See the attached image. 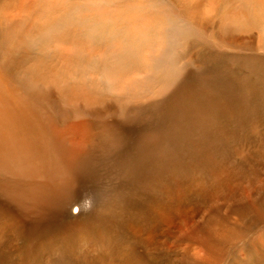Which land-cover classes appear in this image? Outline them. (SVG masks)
<instances>
[{
  "label": "bare ground",
  "instance_id": "obj_1",
  "mask_svg": "<svg viewBox=\"0 0 264 264\" xmlns=\"http://www.w3.org/2000/svg\"><path fill=\"white\" fill-rule=\"evenodd\" d=\"M254 130L264 133V0H0V205H16L38 229L96 207L84 181L95 159L103 220L123 218L124 176L159 198L174 179L183 196L194 186L209 199L206 176L225 174L216 161L248 156L241 144ZM159 207L154 199L146 235L170 211ZM10 215L0 212V234L15 227ZM255 244L264 253V240ZM200 252L189 259L208 264ZM131 256L124 264H143Z\"/></svg>",
  "mask_w": 264,
  "mask_h": 264
},
{
  "label": "rangeland",
  "instance_id": "obj_2",
  "mask_svg": "<svg viewBox=\"0 0 264 264\" xmlns=\"http://www.w3.org/2000/svg\"><path fill=\"white\" fill-rule=\"evenodd\" d=\"M241 147L251 153L247 156L242 152V157H237L234 164L227 163V159L223 162L222 159L216 161L225 167L222 171L225 174L217 177L206 176L204 187L208 189L209 199L198 198L199 196L192 194L194 186L183 196L181 191L184 189L183 184L172 179L166 181L161 190L173 188L179 191L177 194L180 195L172 196V202H166L168 190L159 198L155 195V190L143 189L136 182L137 177L128 176L127 179L124 176L119 181L124 187L119 196L123 197L125 192H130L129 190L131 192L126 193L128 196L124 199L121 197L123 200L116 199V203L126 204L127 208L122 211L127 213L122 212L123 218L121 216L118 218L115 213L108 211L110 218L106 217L103 220L100 217L103 207L97 194L100 183L96 181L98 178H94L97 175L92 176L97 173L100 176L103 167L98 172L102 164L95 159L85 164L91 166L84 171L87 176L84 181H88L87 191L95 194L93 197L97 198V202L94 203L96 207L89 206L90 208L81 211V214L77 212L74 214L72 209L69 213L58 216L59 219L46 221V225H42L45 228L41 226V229H38L40 225L36 226L33 225L34 222L26 221L21 216L22 210L14 208L16 205L9 202L2 204L0 212L3 217L5 213L11 214L16 228L10 230L2 228L0 264H124V259L130 258L127 256L132 254L133 258L135 256L142 258L143 264L144 259L145 264H150V255L145 248L146 236L151 237L148 241L156 252L151 255L159 261L158 264H202L200 261L189 259L188 250H194L195 247L202 251L200 259H204L208 264H264V253L255 244L257 240H264V133L254 130L251 139L246 140ZM228 148L236 149L230 145L221 149L222 153H226ZM211 188H216L221 193L216 196L211 193ZM72 199L78 203L81 197L78 193ZM154 199L162 205L159 210L168 206L170 211H164L159 219V226L152 219L153 233L149 236L146 235L144 218L146 215L156 216L150 209ZM23 220L26 222L23 223ZM128 222L130 225L125 228ZM180 229L183 230L181 232L183 237L178 235ZM221 230L224 231V236L220 238L217 235ZM126 231L137 238L134 244L131 243ZM64 234L78 240V243H73L70 249L52 248L59 236ZM174 236L176 238L178 236L179 240H174ZM153 240L158 242L153 244ZM45 258H49L48 262H44ZM241 260H246V263Z\"/></svg>",
  "mask_w": 264,
  "mask_h": 264
}]
</instances>
